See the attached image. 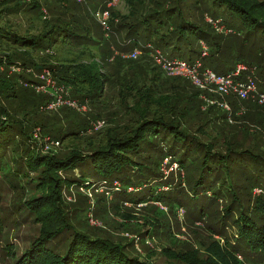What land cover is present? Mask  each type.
<instances>
[{"label": "trees", "instance_id": "1", "mask_svg": "<svg viewBox=\"0 0 264 264\" xmlns=\"http://www.w3.org/2000/svg\"><path fill=\"white\" fill-rule=\"evenodd\" d=\"M126 2L131 5L132 16L120 17L121 22L110 29V33L114 35L117 33L122 38V44L119 43L121 46L115 44L117 50L112 51L119 55L118 59L127 54L126 47L122 46L129 43L132 51L139 49L144 57L148 56L151 63L154 61L148 48L160 50L169 62L178 60L189 65L199 62L207 68L203 64L204 59L220 53L222 48L217 40L218 35L213 32L217 31L214 24L229 30L231 34L236 32L237 36L241 35L230 26L224 25L220 17L209 14V11L216 9L224 10L232 19L239 21L247 37L252 36L263 45L258 55L261 63L251 64L242 58L236 59L227 73L221 75L212 73L217 78L226 77L235 72L237 65H244L246 71L231 77L235 84L246 83L248 80L253 82L256 74L264 81V0H126ZM75 9L83 10L86 12L84 15L90 17L85 0L84 2L53 0L51 3H47L46 0H0V146L6 148L9 142L17 141L16 147H12L11 151L14 155H20L19 167L23 165L27 170L24 177H28L31 183L34 182V192L31 197L28 199L24 197L22 203L14 207L18 210L23 209V215L20 214L22 218L38 225L37 237L20 256L11 254L13 260L11 264H153L151 261L141 260L129 254L127 246H121L108 238L85 231L83 225L74 223L73 216L64 206L61 187L96 185L93 181L84 179L82 174L70 177L68 172H74L87 161L101 178V181L97 180L96 183L99 189H105L109 194L111 192L129 194L125 191L132 188L131 185L143 188L144 186L139 185L147 180V176L153 177L154 179L150 181L156 180L157 183L148 186L150 184L148 181L146 187H151L150 189L160 187V191L163 188V192H168V182L159 181L157 176H160V173L156 172V176L154 171L152 174L149 173L151 169L149 164L139 159L149 145L163 143L170 137L169 145H166L164 151L161 149L164 152L161 162L169 160L172 165L176 164L185 170L187 175L190 173L188 180L192 185L190 191H195L199 185L205 186L208 190L213 189L220 183L227 187V194L230 192L233 194V191H239L237 185L233 183L235 177L238 180L243 179L247 183L244 190L251 192L257 186L263 187L259 179L264 181V147L261 151L239 149L237 146L234 147V143L225 146L224 143L227 141L222 143L215 141L220 139L217 134H223L229 127L225 121L227 113L225 111L221 113L222 110L216 108V104L208 107V116L218 114V119L225 121L219 128L221 131H216L212 136L213 140L199 142L195 135L189 132L188 125L201 114L197 105L198 94L204 90L194 89L190 84H198L184 76L181 67H173L171 71L181 69L186 81L181 77L158 79L160 74L158 67L156 66L157 70L156 67L149 66L151 64L149 62H146L145 66L136 62L128 65L126 71H123L120 70L122 62L118 61L116 72L114 70L109 74L99 72L96 64L90 61L95 58L91 44L100 46V43H94L89 37L90 26L78 29L80 23L79 18H76L79 25L75 23L73 13ZM194 10L199 13L198 17L201 20L204 15L209 16L210 18H207L209 23L194 19ZM54 13L57 18H54ZM68 15L70 18L65 19ZM33 30L37 34H34ZM113 37L115 36H111ZM115 38L117 40V37ZM54 50L59 53L72 51L78 53L76 56L81 59L54 58ZM99 50L102 60H107L109 48L103 46ZM166 50H170L171 53H165ZM203 50L208 54L206 58L203 56ZM181 51L188 54L187 59L179 55ZM132 55H137V52ZM86 58L90 63H83ZM130 61L133 59L130 58ZM162 64L167 71L170 70L167 63ZM11 71L16 72L10 74ZM199 74L202 79L203 72ZM125 75H131L136 83L125 81ZM48 81L57 87L62 86L66 91L70 88L74 99L71 95L69 98L78 99L80 101L78 104L84 102L82 100H87L92 107L100 103L103 87L110 82L116 87L114 97L122 107L133 111V115L129 117L126 113L125 116L128 118L124 122L120 124L114 122L104 133L84 137L83 133L89 130L86 129L88 126L86 122L79 129L73 126L63 128L57 125L51 116H37L38 110L46 111L50 108L49 102L53 100V91L47 88ZM257 87L263 89L264 84H257ZM257 91L264 94V90ZM128 99L133 102L131 105ZM227 101L231 107L228 112L235 119L244 117L240 115L241 105L252 108L254 106L248 100L237 101L228 97ZM254 101L257 103L256 100L252 102ZM257 107H260L257 108L258 111L264 110L261 105ZM211 122L210 118H206L202 125L198 124L195 133H201L203 130L202 134H208L205 126ZM101 123L104 125L105 122ZM255 124L264 130V121L256 120ZM242 127L246 129L245 137L249 136V127L244 123ZM231 129L237 130V127ZM38 138L44 140L43 143L40 141L37 144ZM49 139L55 140L52 141L53 145L65 143V147L57 151L46 147L48 153L44 154L41 147L45 146ZM67 143H74L75 146L71 148L66 146ZM220 144L222 146H217ZM147 158L145 159L148 160ZM2 159L3 156L0 157V165ZM156 162L153 165L154 169L159 170L161 162ZM8 173L10 179L16 180L14 164ZM224 173L229 176L230 184L225 183L227 178L221 176ZM130 175L135 178L141 177L142 180L140 178L133 183ZM193 175H197L196 179ZM9 185L14 186L11 183ZM1 188L0 183V190ZM206 194L209 195V192ZM212 196L213 192L209 197ZM160 199L157 197L150 201L158 202ZM231 199L233 201L227 205L225 214L231 213L235 202L242 204L239 197L234 194ZM142 201L144 200L137 202ZM245 208L247 212L239 211L233 220L238 227L237 237L244 240L250 250L261 254V261L264 262V199L256 197L253 207ZM77 212L75 211V214ZM3 229L0 218V239ZM65 233L66 238H63L61 244L53 243ZM226 244L228 245V242ZM169 251L166 248L162 250V254L170 256L165 264H244L226 246L221 247L216 241L209 244L206 254H200L193 248L172 253Z\"/></svg>", "mask_w": 264, "mask_h": 264}, {"label": "rangeland", "instance_id": "2", "mask_svg": "<svg viewBox=\"0 0 264 264\" xmlns=\"http://www.w3.org/2000/svg\"><path fill=\"white\" fill-rule=\"evenodd\" d=\"M46 1L47 3L53 2V0ZM80 1L84 2V0ZM85 3L90 17H86V12L83 10L75 9L73 10L75 23L78 24L76 18H79V30L84 29V26H90L88 28L89 37L94 43H100V46H93V44H91V49L95 58L93 61L86 58L87 60L83 61V63H95L96 69H99V72L102 74H109L113 72V70L116 72L118 70V61L122 62L120 64V70L123 71H126L128 65L136 64V62L143 66H145L146 62L151 63L148 60V56L144 57V54L140 52L139 49L132 51V46L129 43L126 46H122V48L126 47L127 53L123 55L122 59H118L120 58L119 55H115L112 52L115 49L117 50L115 44L121 46L122 38L117 33L115 35L112 32L110 33V29L116 26L118 22H121L120 17L131 15V5H128L126 0H85ZM78 7L81 8L80 5ZM195 11L196 10H194V12ZM104 13L106 14L105 16L103 15ZM209 14L220 17L224 25L230 26L233 30L240 32L241 35L237 36L236 32L235 34H231L229 30L217 28L214 24L217 31L213 30V28H211V30L218 35L219 38L217 40L222 45V48L220 53L212 54L208 58H206L208 56L206 53L204 56L206 59H204L203 64L207 68L199 64L196 66L197 73L202 71L209 74L213 72L216 75L225 74L232 68L234 61L241 58L251 64L261 63V59L258 55L263 49V45H261L256 38L252 36L247 37L245 31L241 29L239 21L232 19L231 15L224 10L216 9V11H209ZM198 16L199 13L195 12L193 18L204 23H209L207 20V18H210L209 16L204 15L203 20ZM54 18H57L55 13ZM69 18L70 15L65 19ZM33 33L37 34L34 30ZM121 35H123V33ZM111 36L117 37V40L115 37L111 38ZM104 43L107 44L104 45ZM103 46L104 48H109L107 60H102L101 57L99 49ZM148 49L155 63L154 65L152 62L149 66L158 67L159 70L156 67L160 73L158 74V79L166 77L168 80L169 78L181 77L184 81L187 80L183 77L181 69L167 71L166 68L163 67L164 65L162 62L158 61L157 56V52L162 55L160 50ZM121 51H119V54ZM134 52H137V55H132ZM111 53L112 55H110ZM130 53L133 57L128 55ZM165 53L170 54L171 52L170 50H166ZM45 54L48 53L45 52ZM77 54L78 53H73L72 51H64L61 53L56 50L53 51L54 58L60 57L63 60L73 58L81 59V57L76 56ZM148 54L149 53H146V55ZM179 55L183 56L185 59L188 58V54H184L182 51L179 52ZM130 58L133 59V61H130ZM127 61L130 62L127 63ZM114 64L115 66H113ZM15 72L16 71H11L10 74H14ZM125 77V81L136 83L135 78L131 77V75H125ZM252 80L256 87L257 84H264V81L260 79L258 74H256ZM203 83V87H200L199 85L190 84L189 82L197 91L204 90V92H199L198 94L199 102L197 105H199L198 108L201 114L197 115L193 120L195 124L190 123L188 125L189 132L195 135L199 142L205 143L209 140H213L212 136L215 135L216 131H221L219 128L222 127L226 121L229 127L225 129L223 134H217L220 139H215V141L218 143L227 141V143H224L225 146H230L234 143V147L237 146L239 149L261 151V148L264 147V130L261 127H257L255 124L256 120H260L261 122L264 121V114L259 112H264V110H257V108H260L257 107L260 106V104L255 101L252 102L255 99L250 97L252 100H247L254 104L253 108L241 105L240 115H244V117L242 119H235L228 112L231 107L228 104L227 98L230 97L237 101L239 98L228 92V89H225L221 84L216 85L211 83V80ZM52 84L53 82L48 83V89L53 91V95L56 94V97H54L55 99H62L65 104L59 106L60 108H48L46 111L38 110L37 116H51L57 125L63 128L73 126L79 129L83 126L84 122H86L88 124L86 129L89 130L83 133L84 137L96 136L95 133L99 132L104 133L105 129L112 127L114 122H119L120 124L127 120L128 116L130 117V115H133V111H128L125 107H122V104L114 97L116 87L110 84V82L106 83L103 87V97L100 103L93 107L88 104L89 101L87 100H82L84 102H81V104L77 103L79 101L78 99L73 100L74 98L71 95L72 90L70 88L66 91L62 86L57 87L55 84ZM148 85H150V83H148ZM257 89L264 90V87L263 89L257 87ZM69 95H71L73 99L69 98ZM54 98L52 97L53 100ZM128 101L129 105L133 103L129 99ZM67 102H74L75 108L78 109L67 107ZM212 104H216V108L222 110L221 113H224V111L227 113L225 121L218 119V114H210L208 116V107ZM81 106H85V111L87 110L85 113H81L84 110ZM126 113L129 115L125 116ZM206 118L212 120L211 123H207L205 126V130L209 131V133L202 134L203 130L201 133H195L198 124L202 125ZM101 121L105 122L104 125L98 124ZM243 123L249 127V136L247 135L245 137L246 134L244 131L246 129L242 127ZM96 124L98 125L93 129ZM231 127H237V130L232 131ZM169 140L170 137H167V140L163 143L149 145V147L145 148L143 150L144 152L141 153L143 158L140 155L139 159L149 164L151 168L149 169V173L152 174V171H154L155 173H153L155 176L156 172L160 173V176H157L159 181L168 182V192H163V188H161L160 191V187H154L152 189H150L151 187H146L147 182L154 179L153 177L147 176V180L141 182L139 185L140 187L144 186L143 188L131 185L132 188H135H129L125 191L129 194H112V192L109 194L105 189H99L96 183L97 180L101 181V178L87 161L83 162L80 168L75 169L74 172H68L70 177L73 175L77 177V175L82 174L84 179L93 181V183H95L94 185H96L95 187L90 186L92 189L84 186L78 187V185L68 188L61 187L62 197L65 200L64 206L71 213V216H73L74 223L83 225L85 231L99 235V237L108 238L121 246H127L129 254L135 255L141 260L151 261L153 264H165L170 259V256L166 253L162 254V250L165 248L169 249L170 253L178 250L187 251L193 248L200 254H206V248L213 241H216L221 247L226 246L236 255L237 259L244 264H264V262L261 261V254L250 250L246 242L237 237L238 227L233 223L239 211H244L246 213L247 210L245 207H253V201L256 197L264 199V197H262L264 196V181L259 179L263 187L257 186L251 192H247L244 190L246 189L247 183L243 181V179L239 178L238 180L234 177L233 183L237 185L239 191L235 190V192L233 191L232 193L234 196L239 197L242 204L235 202L234 207L231 209V213L225 214L224 210L227 205H230L233 201V199H231L233 194H231V192L227 194V187L225 185L217 183V187H213V189L210 188L209 190L213 192L212 197H209L211 192L205 186L199 185L195 191H190V187H192V185H190L191 182L190 184L188 183L190 173L187 175L185 170L179 168L176 164L172 165L169 160L161 162L162 153H164L161 149H163V151L165 150L166 145H169ZM40 141L43 143L44 140L38 138L37 144L40 143ZM52 141L55 140L49 139L46 141L45 146L41 147L44 154L48 153L46 147L53 151L65 147V143H55L53 145ZM16 145L17 141L13 140L12 143L9 142L7 144L6 148L0 146V157L3 156L2 164L0 165V183L2 184L0 190V218L4 226L3 233H1L3 235L0 239V264L13 263L11 254L13 253L16 256H20L38 234V225L32 224L29 219L22 218L23 216H20V214L23 215V209L18 210L14 207V205L22 203L24 197L25 199L31 197L34 192V182L31 183L28 177H24L27 170L23 165L19 167L18 162L20 161V155H14L11 151L12 147H16ZM67 145L71 148L75 146L74 143H67L66 146ZM217 146L222 145L220 144ZM219 148L222 149V147ZM4 152L6 153L5 155ZM156 161L161 162L159 170L156 168L154 169L153 165L157 163ZM13 164L17 172L16 180L10 179L11 176L8 175V171ZM64 176L61 177L64 178ZM221 176L227 178L225 183L230 184L228 180L229 176H226L225 173ZM196 177L197 175L194 176V179H196ZM140 178H135L133 175H130L131 182L133 183L139 181ZM191 179H193V177H191ZM140 180H142V178ZM99 181L98 184L100 183ZM10 183L14 186L11 187L9 185ZM148 183H150L148 186H151L157 183V181H150ZM123 188L125 189L126 186H123ZM178 189H181V191ZM206 192H209V195H207ZM157 197L161 198L158 202L150 201V199L153 200ZM247 199L250 200L247 201ZM139 200L144 201L139 203L137 202ZM125 201H129L130 203ZM75 211L78 212L75 214ZM199 213L203 214L200 215ZM63 238H66V233L61 234L53 243L57 242L61 244ZM227 242L228 245L226 244Z\"/></svg>", "mask_w": 264, "mask_h": 264}, {"label": "built area", "instance_id": "3", "mask_svg": "<svg viewBox=\"0 0 264 264\" xmlns=\"http://www.w3.org/2000/svg\"><path fill=\"white\" fill-rule=\"evenodd\" d=\"M104 16L106 15L105 13L103 14ZM216 26V24H215ZM218 28V26H217ZM220 28V27H219ZM203 56H205V54L207 53L206 51L203 50ZM157 56H158V61L162 62V63H167L169 66L170 70H173V67H181L184 71V76H186L187 78L191 79V81L193 83L198 84L200 87L204 85L203 82H208V80H211V83H214L216 85L221 84L224 86L225 89H228V92H230L232 95L238 97L241 100H247V99H252L254 98L258 104H260L261 106H264V94H261L257 91L255 84L251 81L248 80V82L246 83H239V84H235V82L232 80L231 77L237 76L238 73H240L241 71H246L247 68L244 65H237L235 72L232 73L231 75H228L226 77H220L217 78L213 73L209 74V73H204L203 72V80L200 79V74L197 73V68L196 66L199 65V62H195L192 65H189L183 61H172L169 62L165 57H163L162 55H160L157 52ZM207 74V76H206ZM49 83V81H48ZM47 83V88L49 87ZM56 95V94H55ZM52 96L53 98L56 96ZM252 97V98H250ZM65 104V102L62 101V99H55L50 103V108H59V106ZM67 107H71L73 109H78L75 108V103L74 102H67L66 103ZM81 108H84L83 112H85V107L81 106ZM98 124H102L101 122ZM96 124L95 127L93 129L96 128V126L98 125Z\"/></svg>", "mask_w": 264, "mask_h": 264}]
</instances>
